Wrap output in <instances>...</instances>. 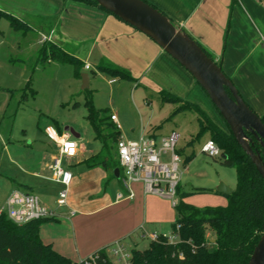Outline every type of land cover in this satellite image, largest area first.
I'll return each instance as SVG.
<instances>
[{
	"label": "crops",
	"instance_id": "1",
	"mask_svg": "<svg viewBox=\"0 0 264 264\" xmlns=\"http://www.w3.org/2000/svg\"><path fill=\"white\" fill-rule=\"evenodd\" d=\"M148 1L194 37L220 63L245 101L259 115H264L262 3L257 0ZM0 9L36 22L41 37L46 33L53 40L57 35L56 39L72 45L73 50H68L83 61V72L98 70L99 64L108 62L127 71L133 78L130 81L137 86L153 90L160 97L165 93L198 104L226 130L193 75L151 37L114 14L79 0H0ZM28 24L32 29L31 23ZM15 60L11 56L8 61L16 63ZM110 114L117 115L121 131L120 117L112 110ZM50 126L59 135L81 137L68 127L63 131L59 124L47 127ZM121 138H124L122 131ZM45 139L39 146H33L31 141L16 146L3 140L5 151L8 154L13 151L17 157L10 158L15 170L6 174L13 182L11 192L20 189L35 193L45 207L57 214L41 224L40 235L45 243L52 244L71 260L81 261L117 241L132 250L139 248L144 239H150V234L170 236L168 231H174L177 212L170 200L146 193L142 182L131 184L134 197L129 198L121 168L118 176L103 166L86 165L84 161L101 150L102 144L97 139L98 145L89 151L76 139L77 154L61 158L63 166L72 173V180L67 204L59 205V192L65 185L50 179V165L60 154V144L47 133ZM10 193L5 194L3 204ZM119 193L123 194L122 198L118 197Z\"/></svg>",
	"mask_w": 264,
	"mask_h": 264
},
{
	"label": "rangeland",
	"instance_id": "2",
	"mask_svg": "<svg viewBox=\"0 0 264 264\" xmlns=\"http://www.w3.org/2000/svg\"><path fill=\"white\" fill-rule=\"evenodd\" d=\"M260 3L264 5V1ZM23 18L33 26L26 33L12 29L6 18L0 20V210L5 207V194L10 193L13 186L12 180L6 175L15 170L10 158H17L13 151L10 154L5 151L4 139L16 146L25 145L29 141L33 146H39L46 141L47 126L59 124L63 131L68 127L81 134L76 139L87 151L98 145L93 128L86 118V89L92 91L96 108L108 109L109 113L112 110L118 114L122 135L126 140H136L141 134L161 137L172 130L181 134L178 148L185 155L195 152L194 159L181 166L180 198L183 203L199 209L228 204V195L218 192L217 187L224 183L232 190L235 189L236 170L225 166L222 156L211 157L202 151V146L209 139L208 134L190 143L199 131L196 112L178 111L179 104L165 102L159 93L100 70L86 69L91 80L89 88H83L82 79L75 78L72 65L38 60L44 42L52 41L69 50H73V46L56 39L57 35L53 40L43 42L35 28L38 27L37 23L28 17ZM43 35L50 37L46 33ZM11 56L21 61H8ZM31 78L30 89L23 99L22 90ZM198 87L229 132L226 121L209 95L200 84ZM210 108L209 114L212 112ZM168 232L171 239L178 241L174 231L170 229ZM207 235L214 237L211 231ZM150 242L149 238L144 239L139 249L147 248Z\"/></svg>",
	"mask_w": 264,
	"mask_h": 264
},
{
	"label": "trees",
	"instance_id": "3",
	"mask_svg": "<svg viewBox=\"0 0 264 264\" xmlns=\"http://www.w3.org/2000/svg\"><path fill=\"white\" fill-rule=\"evenodd\" d=\"M79 1L92 3L104 9L96 0ZM144 1L151 4L148 0ZM2 18H6L15 31L25 32L30 29L26 21L0 9V20ZM169 19L178 26L170 17ZM197 43L212 57L198 41ZM38 60L70 64L74 68L75 78L82 79L83 61L52 41L44 42ZM97 69L123 79H133L127 71L108 62L99 64ZM31 82L32 78L22 90L23 99L26 97V91L30 89ZM84 92H87L86 118L93 128L95 139L102 144L101 150L84 162L89 167L103 166L115 174V170L120 168L117 156V143L121 138L120 128L112 120L108 109L94 106L92 91L86 89ZM161 98L166 102L179 104L178 111L197 113L199 131L190 143L193 144L208 134L209 139L214 140L221 148L223 164L235 168L237 185L228 195L229 201L226 206L199 209L180 201L176 207L177 216L174 224V233L178 235V241L171 242L170 236L159 235L157 240H151L147 248L131 250L132 264H248L264 231V180L261 174L239 145L228 125L229 132L222 129L198 104L165 93L161 94ZM260 116L264 122V115ZM248 134L253 139L254 150L260 152L264 160L261 143L251 133ZM178 152L183 158L184 165L195 157L194 151L187 155L181 149H178ZM45 219L19 225L11 221L6 214H1L0 264H85V261L71 260L55 250L52 244L42 240L40 228ZM209 231L214 237H208ZM107 247L95 252L99 264H112L106 253Z\"/></svg>",
	"mask_w": 264,
	"mask_h": 264
},
{
	"label": "built area",
	"instance_id": "4",
	"mask_svg": "<svg viewBox=\"0 0 264 264\" xmlns=\"http://www.w3.org/2000/svg\"><path fill=\"white\" fill-rule=\"evenodd\" d=\"M262 2L264 0H257ZM51 40L50 37L42 35V41ZM90 65H86L89 69ZM113 81V80H112ZM112 120L118 128L120 124L117 115H111ZM47 135L60 144V154L50 165L52 175L50 179L62 183L65 187L59 192V205H66L68 202V187L72 180V173L67 170L61 158L73 157L77 154L79 143L70 134L59 135L53 127L46 128ZM181 134L177 130H172L167 135L155 137L154 135H142L136 140H126L120 138L117 143V156L120 168L123 171V183L127 187L128 197H134L131 184L142 182L146 193L155 194L171 201L177 207L181 201L179 195V185L183 174L181 166L183 158L178 152V144ZM71 145V147H69ZM202 151L211 157H221L222 150L218 144L208 139L202 146ZM119 198L123 194L119 193ZM7 217L16 224L22 225L33 220L53 218L57 214L45 207L40 197L32 192L14 189L7 198L5 207L0 210V215ZM158 234H150L151 240H157ZM171 242L176 240L171 239ZM175 238V237H174ZM99 251V250H98ZM97 252V251H96ZM106 253L112 264H132V252L128 250L122 241H117L106 248ZM183 256V255H180ZM98 255L95 252L84 260L85 264H99Z\"/></svg>",
	"mask_w": 264,
	"mask_h": 264
},
{
	"label": "water",
	"instance_id": "5",
	"mask_svg": "<svg viewBox=\"0 0 264 264\" xmlns=\"http://www.w3.org/2000/svg\"><path fill=\"white\" fill-rule=\"evenodd\" d=\"M105 10L151 37L170 56L188 70L209 95L226 121L237 142L251 158L264 180V160L254 150L251 133L264 149V122L241 96L222 67L181 27L167 15L144 0H96ZM83 88H89L90 76L81 74ZM73 133V131L71 130ZM120 169L115 170L119 176ZM217 191L231 194L232 189L221 183ZM248 264H264V231Z\"/></svg>",
	"mask_w": 264,
	"mask_h": 264
},
{
	"label": "snow or ice",
	"instance_id": "6",
	"mask_svg": "<svg viewBox=\"0 0 264 264\" xmlns=\"http://www.w3.org/2000/svg\"><path fill=\"white\" fill-rule=\"evenodd\" d=\"M69 147H71V146L69 145Z\"/></svg>",
	"mask_w": 264,
	"mask_h": 264
},
{
	"label": "clouds",
	"instance_id": "7",
	"mask_svg": "<svg viewBox=\"0 0 264 264\" xmlns=\"http://www.w3.org/2000/svg\"><path fill=\"white\" fill-rule=\"evenodd\" d=\"M71 146V145H70Z\"/></svg>",
	"mask_w": 264,
	"mask_h": 264
}]
</instances>
